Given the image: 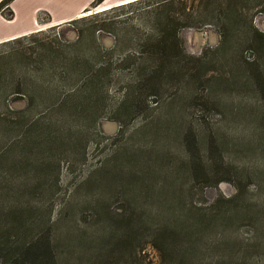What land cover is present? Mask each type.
I'll list each match as a JSON object with an SVG mask.
<instances>
[{
  "label": "rangeland",
  "instance_id": "obj_1",
  "mask_svg": "<svg viewBox=\"0 0 264 264\" xmlns=\"http://www.w3.org/2000/svg\"><path fill=\"white\" fill-rule=\"evenodd\" d=\"M169 1L172 19L192 23L179 32L187 68L145 85L133 81L153 51L143 41H155L162 0L94 5L71 23L0 45V122L8 119L0 124V223L13 227L10 249L36 235L67 264H92L74 246L77 234L98 235L129 219L130 262L163 264L154 222L233 199L232 207L246 211L222 224L223 253L264 264V41H220L228 33L204 0ZM238 10L264 34V13L252 0ZM45 128L57 140L22 157V137ZM206 162L219 172L187 176L189 164ZM9 210L15 219L5 217ZM207 247L189 264L213 259L217 250ZM6 259L0 264H32Z\"/></svg>",
  "mask_w": 264,
  "mask_h": 264
},
{
  "label": "trees",
  "instance_id": "obj_2",
  "mask_svg": "<svg viewBox=\"0 0 264 264\" xmlns=\"http://www.w3.org/2000/svg\"><path fill=\"white\" fill-rule=\"evenodd\" d=\"M10 1L12 0H3L0 3V12L1 9L8 6ZM101 1L102 0H96L95 4ZM166 3V7L159 10V13H155L154 16L153 26L155 29V41H143L145 45H151L150 47L153 51H150L148 60L140 63V72L135 73L134 85L139 83L145 85L157 76L161 77L164 74H177L187 68L183 60H180V58L183 59V53L179 40V32L182 29L191 28L192 23L182 21L179 25L177 19L175 20L170 17L168 9L172 5L171 1L162 0L160 6ZM247 3H250V0L203 1L204 8L212 12L215 20L219 22L220 27L228 33V38L223 36L220 41H264V34L255 29L252 23H250L251 21L246 24L242 19L244 12L238 10V7H242ZM252 3L254 4V8L259 7L260 11L264 13V0H252ZM6 17L10 18L11 13L8 12ZM32 35L34 34L29 36ZM24 38L26 37L21 39ZM18 40L5 42L3 44L10 45L16 42L18 43ZM90 80L91 78L88 79V81ZM249 80L251 85L255 87V80ZM26 114L27 110L24 109L20 112L21 116L19 118L21 120H26ZM4 120L0 122L3 127L7 126ZM33 123L37 125L39 120H35ZM26 128L28 131L33 130V127L29 125H27ZM56 137L55 133L53 134L48 128H45L44 132L38 135L33 133L29 137H22L19 154L25 157L27 155L25 153L28 152V147L36 148L38 146L47 150L52 146V143L57 140ZM220 164H222V162H220ZM216 172H219V166L210 164L209 162H206L203 167L199 166V164L196 165L195 163H191L186 168L187 176L191 179H195L200 175H212ZM220 182H222V179L217 180L216 184ZM175 195L178 196V200H182L180 196L182 195L181 193L179 194L176 192ZM232 201L233 199L214 200L211 208L205 210L203 213L194 215L196 218L186 212L181 219L174 218L163 220L160 221L158 225H155L156 223L154 222L152 224L153 227L155 226L153 244L154 248L160 254V262L163 264H189L197 253L205 250L207 246H210L212 248L215 247L214 249L217 250V253L214 255L213 259L209 262L205 261L206 263L204 264H239L240 260L234 259L233 256L228 257L223 253V248L228 246L229 241H226V239L221 236L222 224L233 220L237 214L246 211L245 207L241 209L232 207ZM8 212L12 215H9ZM8 212L6 216L4 215L5 217H12L15 213L12 210ZM12 218L15 219V217ZM173 220L175 221L173 222ZM129 221L131 220L121 219L112 222L114 227L105 226L101 233L94 236L79 233L77 234V244L74 246L83 248L84 256L87 257L92 264H134L130 262V256L134 249H132L129 239H134L135 228L131 226ZM33 224L34 223L30 225V230L34 226ZM139 224L143 226L146 222H140ZM9 230H13V227L10 225L6 227L4 224L0 223V256L4 259L7 258L6 260H9V263H15V261L21 259H29L28 263L31 262L32 264H42L40 263L41 261L45 264H67L68 260L66 257L55 254L56 247L54 248L53 245H49L47 241L46 243L43 242V240L39 241L36 235L30 236L26 244L20 247V249H10L11 247L6 241L7 238L11 237V234L6 235V231ZM16 230L20 233L19 228ZM119 232L120 234L118 235ZM27 233L21 235L26 236ZM207 233L215 234L214 239L208 241L209 237H206ZM115 253L119 254L121 259H115L113 257Z\"/></svg>",
  "mask_w": 264,
  "mask_h": 264
},
{
  "label": "crops",
  "instance_id": "obj_3",
  "mask_svg": "<svg viewBox=\"0 0 264 264\" xmlns=\"http://www.w3.org/2000/svg\"><path fill=\"white\" fill-rule=\"evenodd\" d=\"M139 1L102 0L95 4L96 0H12L0 12V44L75 21L94 5L109 10ZM8 12L10 18L6 17Z\"/></svg>",
  "mask_w": 264,
  "mask_h": 264
}]
</instances>
